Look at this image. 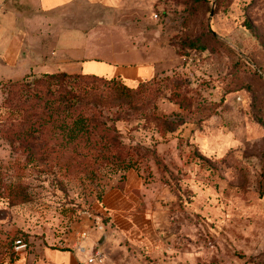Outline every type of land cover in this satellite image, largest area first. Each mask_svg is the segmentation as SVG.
Masks as SVG:
<instances>
[{"label":"rangeland","instance_id":"obj_1","mask_svg":"<svg viewBox=\"0 0 264 264\" xmlns=\"http://www.w3.org/2000/svg\"><path fill=\"white\" fill-rule=\"evenodd\" d=\"M79 20L92 47L85 58L153 65L139 82H152L147 110L155 104L171 124L157 129L136 115L116 123L140 151L137 170L126 172L30 162L0 136V264L65 249L83 214L108 222L98 206L129 171L145 185L141 214L98 248L104 262L264 264V0H151L135 19ZM171 90L190 105L171 102ZM3 98L0 88V124ZM206 105L217 112L194 125ZM18 239L24 251H15Z\"/></svg>","mask_w":264,"mask_h":264},{"label":"trees","instance_id":"obj_2","mask_svg":"<svg viewBox=\"0 0 264 264\" xmlns=\"http://www.w3.org/2000/svg\"><path fill=\"white\" fill-rule=\"evenodd\" d=\"M150 83L131 88L119 78L66 73L31 74L2 82L7 118L0 124V136L30 162L68 171L107 165L117 171H136L140 151L122 142L116 123L136 115L144 125L169 128L171 121L156 113L155 104L147 110ZM169 100L183 109L190 105L174 90ZM216 112L207 105L198 108L193 124Z\"/></svg>","mask_w":264,"mask_h":264},{"label":"crops","instance_id":"obj_3","mask_svg":"<svg viewBox=\"0 0 264 264\" xmlns=\"http://www.w3.org/2000/svg\"><path fill=\"white\" fill-rule=\"evenodd\" d=\"M151 0H0V83L19 81L35 74H92L139 83L154 75L153 65L137 66L85 58L88 31L79 19H135ZM76 19V20H73ZM100 23V22H99ZM92 31V30H90ZM92 37L91 40H93ZM99 39V38H98ZM152 65V66H151ZM144 182L133 171L126 173L124 187L106 192L98 206L110 216L83 214L72 225L65 249H46L34 264H86L94 247L110 243L115 232L128 231L141 214ZM137 192V193H136ZM137 194V195H136ZM102 222L104 230H91ZM119 229V230H118ZM91 230L83 241L85 253L69 247L73 233ZM20 264V263H16ZM100 264H107L106 260Z\"/></svg>","mask_w":264,"mask_h":264},{"label":"built area","instance_id":"obj_4","mask_svg":"<svg viewBox=\"0 0 264 264\" xmlns=\"http://www.w3.org/2000/svg\"><path fill=\"white\" fill-rule=\"evenodd\" d=\"M103 225L104 224L102 222H99L95 224L91 230L101 232L104 230ZM91 230H83V231L81 230V231L74 232L73 239L69 242V247L79 253H85L86 249L83 245V241L88 238ZM26 248H27V244L23 240L18 239L14 242L15 251L21 252V251H24ZM103 260H104L103 253H101V251L96 246L90 251V255L87 257L86 264H100L103 262Z\"/></svg>","mask_w":264,"mask_h":264}]
</instances>
